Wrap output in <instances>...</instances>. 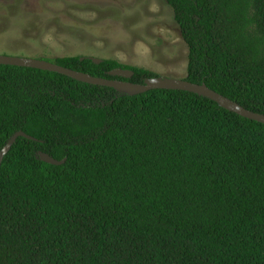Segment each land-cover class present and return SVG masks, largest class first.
I'll use <instances>...</instances> for the list:
<instances>
[{
  "label": "trees",
  "instance_id": "trees-1",
  "mask_svg": "<svg viewBox=\"0 0 264 264\" xmlns=\"http://www.w3.org/2000/svg\"><path fill=\"white\" fill-rule=\"evenodd\" d=\"M163 1L188 47L183 79L264 115V0ZM19 130L35 140L17 136L0 164V264H264V123L191 91L127 95L0 64V149Z\"/></svg>",
  "mask_w": 264,
  "mask_h": 264
},
{
  "label": "rangeland",
  "instance_id": "rangeland-1",
  "mask_svg": "<svg viewBox=\"0 0 264 264\" xmlns=\"http://www.w3.org/2000/svg\"><path fill=\"white\" fill-rule=\"evenodd\" d=\"M0 54L112 58L183 78L188 47L163 0H0Z\"/></svg>",
  "mask_w": 264,
  "mask_h": 264
},
{
  "label": "water",
  "instance_id": "water-1",
  "mask_svg": "<svg viewBox=\"0 0 264 264\" xmlns=\"http://www.w3.org/2000/svg\"><path fill=\"white\" fill-rule=\"evenodd\" d=\"M82 58L84 57H81L80 59ZM88 58L92 60L94 63H100L102 61V59H98L95 57H88ZM0 64L32 67V68L54 71L60 74L70 76L84 83L109 86L116 89L117 91L124 92L127 95H135L146 92L151 89H175V90L191 91L204 95L214 100L221 107L231 112H234L242 117L249 118L260 123H264V115L253 113L247 110L245 107L241 106L236 101L216 92L215 90L209 88L205 84L193 83L183 78L163 77V76L150 77L145 80L144 84H141L127 80L133 75V71L122 67H115L108 72L110 75L114 77H119L120 79L104 78V77L93 76L89 73H85L82 71H77L45 59L16 56V55H6V54H0ZM19 135L26 137L28 139H32V140L34 139L32 136L26 134L21 130L14 132L6 141V143L3 145V147L0 149V164L3 159V156L9 150L10 146ZM37 154L39 159L50 164H61L65 160V158L61 160H56L52 158L49 154L44 153L42 151H38Z\"/></svg>",
  "mask_w": 264,
  "mask_h": 264
},
{
  "label": "clouds",
  "instance_id": "clouds-1",
  "mask_svg": "<svg viewBox=\"0 0 264 264\" xmlns=\"http://www.w3.org/2000/svg\"><path fill=\"white\" fill-rule=\"evenodd\" d=\"M85 57H87V58H88V57H92V56H85Z\"/></svg>",
  "mask_w": 264,
  "mask_h": 264
}]
</instances>
